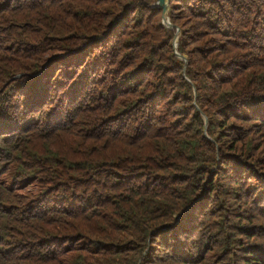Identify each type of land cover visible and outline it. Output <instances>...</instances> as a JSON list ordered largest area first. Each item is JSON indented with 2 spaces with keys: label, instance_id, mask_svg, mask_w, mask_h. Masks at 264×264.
Masks as SVG:
<instances>
[{
  "label": "trees",
  "instance_id": "1",
  "mask_svg": "<svg viewBox=\"0 0 264 264\" xmlns=\"http://www.w3.org/2000/svg\"><path fill=\"white\" fill-rule=\"evenodd\" d=\"M155 1L0 0V264H264V0Z\"/></svg>",
  "mask_w": 264,
  "mask_h": 264
},
{
  "label": "rangeland",
  "instance_id": "2",
  "mask_svg": "<svg viewBox=\"0 0 264 264\" xmlns=\"http://www.w3.org/2000/svg\"><path fill=\"white\" fill-rule=\"evenodd\" d=\"M58 25H59V27H62L61 23H59ZM5 41H7V40H5ZM20 74L21 73L18 72L15 74V76H19ZM22 91L25 92L26 95H28L30 93V90H22ZM16 95H18V93ZM20 98H21V100L16 99V102H17L16 107L10 116L11 119H15L16 121L20 122V124H18L16 128L21 127L22 124L26 123V121L29 119L28 117L31 115L29 108L21 107V101L24 98H22V95H20ZM23 109H25V110L22 111ZM32 118H34V116H32ZM0 121L2 122V127L0 128V133L9 131V128L4 126V123H5L4 117L0 116ZM5 142H8V141H5ZM12 149H13V151H15L16 147H13ZM35 189H36V186L34 184H28L25 188V191L32 192V191H35Z\"/></svg>",
  "mask_w": 264,
  "mask_h": 264
},
{
  "label": "water",
  "instance_id": "3",
  "mask_svg": "<svg viewBox=\"0 0 264 264\" xmlns=\"http://www.w3.org/2000/svg\"><path fill=\"white\" fill-rule=\"evenodd\" d=\"M156 5L160 6L162 8V15H161V20H162V24H164L165 26H172V23L170 22L168 16H167V11L169 9L168 6V0H156ZM173 46L175 47L174 43ZM175 53L177 54L176 50ZM179 55L182 59L185 60V57L183 55L177 54Z\"/></svg>",
  "mask_w": 264,
  "mask_h": 264
}]
</instances>
